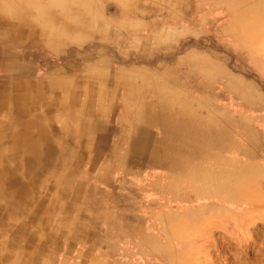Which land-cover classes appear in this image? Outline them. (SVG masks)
I'll list each match as a JSON object with an SVG mask.
<instances>
[{"label":"crops","instance_id":"0c3cea01","mask_svg":"<svg viewBox=\"0 0 264 264\" xmlns=\"http://www.w3.org/2000/svg\"><path fill=\"white\" fill-rule=\"evenodd\" d=\"M75 2L0 0V264H120L158 160L151 40L171 35H107Z\"/></svg>","mask_w":264,"mask_h":264},{"label":"rangeland","instance_id":"374dc122","mask_svg":"<svg viewBox=\"0 0 264 264\" xmlns=\"http://www.w3.org/2000/svg\"><path fill=\"white\" fill-rule=\"evenodd\" d=\"M83 1L107 35L139 19L145 33L171 35L151 40L159 52L149 74L170 127L155 124L158 160L140 216L122 220L120 264H264V9L245 41L248 0L231 9L230 0ZM243 177L254 179L256 200L233 194Z\"/></svg>","mask_w":264,"mask_h":264},{"label":"bare ground","instance_id":"6f19581e","mask_svg":"<svg viewBox=\"0 0 264 264\" xmlns=\"http://www.w3.org/2000/svg\"><path fill=\"white\" fill-rule=\"evenodd\" d=\"M230 4L228 7H232V5L234 6H238L240 4H242L243 1H246V0H230ZM250 2L253 3V8L255 9V11H247V12H244V14H241V19L240 21L244 23L245 27H244V31H243V34L242 36H244L246 39H251V35H252V32L250 30V28H248V30H246V28L248 27L247 23H250V19L251 17L253 16L254 12L256 11H259L260 9H264V0H248ZM246 30V31H245ZM239 35V34H238ZM243 37V38H244ZM254 37V36H253ZM241 39V37H240ZM167 113H168V110H166V112L164 113V115H166V118H167ZM160 115L157 114L156 115V121L158 122L159 120H162V118L159 117ZM186 120H189V119H186ZM163 121V124L164 126L169 129L170 127V123L165 120H162ZM176 121V120H174ZM178 121V120H177ZM165 122V123H164ZM179 123V122H178ZM126 143V142H125ZM121 151V150H120ZM226 172H222V174H225ZM255 186V181L253 178H250V177H243L241 182H240V185L238 186H232V192L233 194L235 195H239L240 197L244 198V199H248V200H256L259 195L258 194H253V187ZM246 201V200H245Z\"/></svg>","mask_w":264,"mask_h":264}]
</instances>
